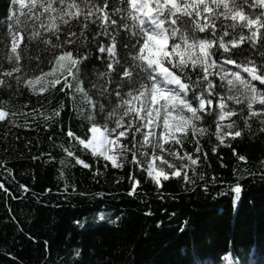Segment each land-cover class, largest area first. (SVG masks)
<instances>
[{"label": "trees", "instance_id": "1", "mask_svg": "<svg viewBox=\"0 0 264 264\" xmlns=\"http://www.w3.org/2000/svg\"><path fill=\"white\" fill-rule=\"evenodd\" d=\"M8 7L9 0H0V36L6 31ZM40 23L35 22L37 30ZM94 30V26L90 28L89 37ZM42 47L38 49L36 41L32 42L31 68L39 63L47 72L50 66L43 63L46 53L40 50ZM89 49L92 55L81 71L87 72L86 80L94 82L93 70L104 68L96 60L95 48L89 45ZM9 55L10 47L0 39V78L12 84L11 89L0 85V106L9 113L0 121V161H6L11 169L6 171L0 166V264H220L225 253L231 254L237 264L240 261L235 254H246L248 264H264V132L262 118L249 116L242 97L240 104L226 101V110H236L230 121H235V131L241 130L240 136L221 141L216 135L219 108L214 103L211 107L216 114L205 113L196 125L203 132L196 127L194 132L185 133L188 139L182 144H166L181 155L188 152L200 157L196 175L192 167L183 170L196 181V186L180 176H170L157 186L147 171L133 162V154L138 159L140 150L128 137L120 138L121 148L127 144L134 151L127 152L126 159L119 152L123 167L116 168L67 136L71 129L83 139L90 127L88 117L93 115L100 123L103 117L98 110L93 113L74 89L75 100L65 95L68 89L60 91L63 80L44 92L33 91L23 83L17 86L14 79L3 76L5 70L16 67L8 60ZM37 55L40 61L35 59ZM250 58L259 63L258 54ZM58 78L55 73L45 77ZM84 87L88 89L87 82ZM229 94L236 95L225 90V95ZM60 103L65 107L59 110L58 117L52 118V110ZM245 117L249 127H245ZM59 145L73 155L69 157ZM213 147L217 149L215 153L211 151ZM232 148L236 149L235 154ZM238 155L247 159L239 161ZM76 156L84 164L78 163ZM233 169L243 176L244 185L235 204L231 192L217 195L223 187L219 183L210 185L208 191L199 186V174L206 179L215 175L227 181L234 179ZM130 175L140 180L132 195ZM65 181L69 184L67 192L63 191ZM72 184L76 185L75 191ZM97 192L104 195L97 196Z\"/></svg>", "mask_w": 264, "mask_h": 264}, {"label": "snow or ice", "instance_id": "2", "mask_svg": "<svg viewBox=\"0 0 264 264\" xmlns=\"http://www.w3.org/2000/svg\"><path fill=\"white\" fill-rule=\"evenodd\" d=\"M18 10H23L22 14ZM37 21L41 22L39 30L34 27ZM5 26L0 39L10 47L8 60L16 67L5 70L3 76L14 79L17 86L23 83L39 92L63 80L60 91L68 89L65 95L72 96L73 100V89L79 93L93 113L98 110L103 123L90 115V127L83 139L71 129L67 136L78 141L85 150L91 148L93 153L98 152L97 158L104 157L113 167H123L122 161L118 163L116 156L109 154L110 146L119 144L120 138L128 137L145 159L150 152L152 159H156V148L166 147L161 137L171 145L182 144L188 139L185 133L194 132L205 113L216 114L211 107L214 103L219 107L216 135L221 141L224 135H241L239 129L221 134L219 123L236 111H225L226 101L235 100L240 104L241 97L249 116L262 118L261 131L264 132V51L261 50L264 49V0H9ZM93 26L95 30L89 37ZM33 41L38 49L43 46L40 49L46 53L43 63L50 66L47 72L39 63L35 69L31 68L33 57L29 52ZM89 45L95 48L96 60L104 68L93 70L94 82L86 80L87 72L81 71L86 69L92 55ZM253 54H258L259 63L250 58ZM35 59L40 61L41 57L37 55ZM22 60L29 63L21 65ZM52 73L59 78L45 79ZM254 81L261 82V87L257 88ZM85 82L89 85L87 90ZM0 85L12 88L3 78ZM225 90L236 95H225ZM64 107L65 104L60 103L52 110V118L58 117ZM105 112L107 116H103ZM117 114L118 118L113 121L111 118ZM8 115L0 106V121ZM247 119L245 117V127H249ZM234 126L235 121L228 125L229 128ZM59 147L69 157L73 155L63 145ZM134 148L125 144L118 151L126 159V153ZM196 151H200L198 142ZM211 151L215 153L217 149L213 147ZM232 152L235 154L236 149L232 148ZM204 155L207 159V153ZM184 156L188 157L196 175L194 166L200 157L193 159L188 152ZM246 159L245 155H238L239 161ZM76 160L84 164L79 156ZM133 162L140 164L135 153ZM0 166L11 171L6 161H0ZM241 171L255 175L248 169ZM233 173L234 179L227 181L215 175L206 179L204 174H199V186L208 191L210 185L219 183L223 187L217 195L231 192L235 204L244 185L237 169H233ZM60 174L63 176V172ZM147 175L157 186L169 176H180L196 186V181L180 168L164 171L149 166ZM261 178L264 179V174ZM129 179L133 181L129 189L132 195L140 180L136 175H130ZM71 188L75 191L76 185L72 184ZM68 190L69 184L65 181L63 191ZM96 195L104 194L97 192ZM29 239L36 238L29 236ZM43 243L47 248V241ZM231 259L232 256L225 253L223 264H231ZM235 259L240 264H248L246 254H235Z\"/></svg>", "mask_w": 264, "mask_h": 264}, {"label": "rangeland", "instance_id": "3", "mask_svg": "<svg viewBox=\"0 0 264 264\" xmlns=\"http://www.w3.org/2000/svg\"><path fill=\"white\" fill-rule=\"evenodd\" d=\"M231 67H233V66H231ZM242 75H243V73H242ZM256 85H258V84L256 83ZM225 111H228V110L225 109ZM230 118H231V116H225L223 119L219 120V123H220V126H221L220 127L221 134H225V133H229V132H234L235 131V126L233 128H229L228 127V125L232 123V121H230ZM170 123H171V121H170ZM198 130H200V128H198ZM227 137H231V135H224L223 136V141ZM161 141L165 144L166 147L163 150L160 149L159 147L156 148V150H155L156 159H152L151 152L149 153V156L147 157V159H145V157L143 155V152L140 151V155L138 156V160L140 161L139 166L141 168L145 169L146 171H147V168L149 166L155 168L156 170L163 169L164 171H171V170H175V168H180V170L183 172V170L185 169V167H184L185 164H187L188 167H193L191 162L188 160V157H186L184 155H181V154H179L176 151H172L171 149L168 148V146L166 144L168 142H170V141H165V140H163L162 137H161ZM101 147H103V145H101ZM110 147H111L112 150H111V152L109 154L116 156L117 162L119 163V151H118V149L121 148L120 143L117 144V145H112ZM195 158L196 157H193V159H195ZM197 163H198V161H197ZM197 163L195 164V166L197 165ZM172 166H175V167H172ZM220 264H223V257L221 259ZM231 264H237L234 261L233 257L231 259Z\"/></svg>", "mask_w": 264, "mask_h": 264}, {"label": "water", "instance_id": "4", "mask_svg": "<svg viewBox=\"0 0 264 264\" xmlns=\"http://www.w3.org/2000/svg\"><path fill=\"white\" fill-rule=\"evenodd\" d=\"M234 67V66H233ZM255 83H257V84H261V82H259V81H254Z\"/></svg>", "mask_w": 264, "mask_h": 264}]
</instances>
